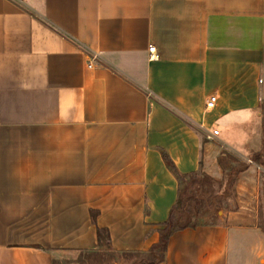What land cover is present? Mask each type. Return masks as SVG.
Listing matches in <instances>:
<instances>
[{
	"label": "crops",
	"instance_id": "obj_1",
	"mask_svg": "<svg viewBox=\"0 0 264 264\" xmlns=\"http://www.w3.org/2000/svg\"><path fill=\"white\" fill-rule=\"evenodd\" d=\"M263 65L264 0H0V264H80L98 227L148 253L180 193L163 152L224 188L225 155L252 161ZM230 223L176 230L157 264H254Z\"/></svg>",
	"mask_w": 264,
	"mask_h": 264
},
{
	"label": "rangeland",
	"instance_id": "obj_2",
	"mask_svg": "<svg viewBox=\"0 0 264 264\" xmlns=\"http://www.w3.org/2000/svg\"><path fill=\"white\" fill-rule=\"evenodd\" d=\"M264 80V65L262 69ZM262 131L259 139L257 152L249 154L252 161L240 158L237 155L228 153L223 157V163L227 172V185L202 178L198 180H185L183 193L187 199V212H183V219L180 225L214 222H232L234 234L239 236L240 247L238 259L253 260L254 264H264V81L261 83V108ZM254 122H249L248 130L241 127L222 130L219 135L223 139L233 142H242L252 139L251 133L256 132ZM222 129V128H221ZM203 135V134H202ZM204 136V135H203ZM247 152L246 148H243ZM247 164H253L254 169L247 175H241L242 169ZM253 177L255 184L251 192L239 185L245 179ZM195 210V211H194ZM231 211V212H230ZM231 213L233 214L230 217ZM223 218V219H221ZM115 257L110 260L98 261L95 264H113L112 261L122 264H134L135 258L124 259L120 253H114ZM86 261V262H85ZM85 264H92L85 259ZM94 264V263H93Z\"/></svg>",
	"mask_w": 264,
	"mask_h": 264
},
{
	"label": "trees",
	"instance_id": "obj_3",
	"mask_svg": "<svg viewBox=\"0 0 264 264\" xmlns=\"http://www.w3.org/2000/svg\"><path fill=\"white\" fill-rule=\"evenodd\" d=\"M183 118L190 124H193L190 119L185 117L181 114ZM163 157L170 167V169L174 172L176 177L178 178L180 182V193L178 197V201L174 204L170 211V215L168 219L164 222V227L159 229L160 232V240L158 243H156L152 249L148 253H141V252H123L120 253L124 259H131L135 258L136 262L134 264H157L164 259V255L169 243L170 236L179 229H182L183 227H186L190 224H184L180 225V221L183 219V212H187V199L185 198V194L183 193V182L188 177L190 179L201 181L202 178H200V174L193 172L189 174L188 176L180 172L173 162V160L170 158L168 153L163 152ZM195 211V210H194ZM94 220L96 218L95 214L93 215ZM97 233L99 237L100 246H106L107 248H100L96 251H86L83 252L78 260L80 264H85V259L92 261L90 263H97L98 261H104V260H110V258L115 257V251L111 248V240H110V234L108 229H104L101 227L97 228ZM118 253V252H116ZM85 261V262H84ZM114 260L112 261V263Z\"/></svg>",
	"mask_w": 264,
	"mask_h": 264
},
{
	"label": "built area",
	"instance_id": "obj_4",
	"mask_svg": "<svg viewBox=\"0 0 264 264\" xmlns=\"http://www.w3.org/2000/svg\"><path fill=\"white\" fill-rule=\"evenodd\" d=\"M149 51H150V59H154V58H157V52H156V47L155 46H150L149 48ZM94 59V57H93ZM90 66H92V62L90 61L89 63ZM217 95L216 94H213L209 97L207 103H206V110H210V109H213L216 105V102H217ZM219 134V131L218 130H214L212 133H209L207 135L208 139H213L214 136L218 135Z\"/></svg>",
	"mask_w": 264,
	"mask_h": 264
}]
</instances>
